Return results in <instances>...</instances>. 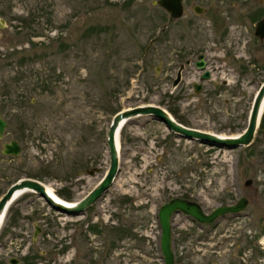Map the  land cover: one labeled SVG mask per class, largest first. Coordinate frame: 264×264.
Wrapping results in <instances>:
<instances>
[{"label": "rangeland", "instance_id": "374dc122", "mask_svg": "<svg viewBox=\"0 0 264 264\" xmlns=\"http://www.w3.org/2000/svg\"><path fill=\"white\" fill-rule=\"evenodd\" d=\"M153 1L0 0L6 22L0 36V114L7 123L0 138V196L29 177L66 202L82 198L109 168L106 133L114 112L124 108L158 105L184 126L222 136L246 127L264 77L236 82L233 70L238 58L264 64V42L254 36L257 20L237 16L240 0H185L184 14L175 20ZM194 5L206 12L197 14ZM201 53L212 73L208 81L199 80L202 71L193 64ZM22 55L32 61L19 65ZM222 55L226 65L217 63ZM187 59L191 63L174 88ZM41 79L50 80L48 89L38 87ZM195 82L203 86L197 94ZM170 107L177 108L179 120ZM11 139L21 146L16 157L2 153ZM119 141V172L84 215L55 211L33 192L9 205L0 226V261L28 255L33 264H164L158 221L163 203L183 197L210 212L246 197V216L233 221L248 225L256 216L255 264H264L263 126L249 146L226 149L178 137L138 115L121 127ZM92 167L99 171L86 174ZM248 179L252 183L245 186ZM216 221L217 228L229 222ZM36 226L44 232L31 243ZM171 226L175 259L205 264V241L195 245L192 239L205 237V226L197 228L183 214H175ZM121 229L128 233L119 238ZM223 259L217 254L213 262Z\"/></svg>", "mask_w": 264, "mask_h": 264}, {"label": "water", "instance_id": "95a60500", "mask_svg": "<svg viewBox=\"0 0 264 264\" xmlns=\"http://www.w3.org/2000/svg\"><path fill=\"white\" fill-rule=\"evenodd\" d=\"M154 4L164 9L170 20L179 19L184 13L183 0H155ZM197 14L204 12V9L198 5L193 7ZM6 27V22L0 18V36L2 30ZM255 35L264 37V18L261 19L255 28ZM204 54L197 56L194 62L196 68L202 71L199 80L205 81L209 78V72L205 71ZM191 60L187 59L179 66L176 76L172 82V87H175L181 80L182 70L186 65H189ZM194 92L197 94L202 90V84L195 82L193 84ZM264 111V81L261 83L256 92L246 127L236 135L221 136L220 134L208 132L196 128L184 126L177 122L163 107L158 105L146 104L138 105L131 108H124L117 111L109 124L107 137V150L110 159L109 168L106 173L100 178L97 184L82 198L76 200L73 205L69 206L59 201H56L47 191L44 183L29 177H22L12 183L6 191L0 196V226L2 218L5 215L9 205L12 203L17 192L29 190L43 198L45 202L55 211L64 213L68 216H82L86 210L92 206L113 184L118 172V151L116 146V136L119 133L123 124L138 115H148L156 121L161 122L171 133L176 136L195 140L198 143L205 144L217 148L235 149L242 146H249L253 137L260 125L261 117ZM6 120L0 114V138L3 136L6 128ZM21 152V146L17 140L11 139L3 143L2 153L4 155L18 156ZM99 171L98 167H92L86 170V174L93 175ZM252 183L251 179L246 180L245 186ZM248 204L246 197H240L237 202L228 205H219L211 212H205L199 202L183 198L174 197L163 203L158 210V221L160 226L159 248L162 254L164 264H177L175 261V253L172 247V226L171 220L175 214H185L188 217L196 220L199 223L213 222L217 218L233 213L237 214L243 211ZM12 264H18L17 259L11 258Z\"/></svg>", "mask_w": 264, "mask_h": 264}, {"label": "flooded vegetation", "instance_id": "af4514ba", "mask_svg": "<svg viewBox=\"0 0 264 264\" xmlns=\"http://www.w3.org/2000/svg\"><path fill=\"white\" fill-rule=\"evenodd\" d=\"M184 1L185 0H183V6H184ZM249 2L251 5H248ZM234 6L240 8L237 16H248L251 20H257L255 24V28L257 23L264 18V0H240V3L238 4V2H236ZM204 11L206 12V9H204ZM255 28H254V36L256 38V42H264V37L260 38L255 35ZM222 57H223L222 60L217 61V63H219L220 65H226L227 63L224 60L225 56L222 55ZM204 59H205V71H206L207 70L206 57H204ZM251 60L254 63H250V60L244 62L242 61V59L240 60V58H238V60H235L236 67L233 70L234 72L233 76L236 78L235 80L236 82L241 79L242 80L246 79L249 83H255L257 82L258 78L264 77V64L258 63L257 60L253 58ZM207 71L209 72V78L205 79L206 81L212 79V73L209 70ZM180 82L174 88L178 87ZM216 89L217 91L216 92L214 91L212 93L213 96H216L217 93L220 92L222 88L219 87ZM241 212L237 214L228 213L219 217L222 220L229 221L228 223H226L225 225L219 228H217L218 223L216 221L218 218L213 222L199 223L190 217L192 223L197 228L204 230V226H205V237H202L203 240L197 239V237L192 238L195 245L205 241V264H215L213 262V257L217 258V254L223 256L225 259V260L223 259V262L221 264H248L245 262L247 258L249 260V264L256 263L257 251H258V234H259L257 228V221H254V219H256V216L254 215L253 220L251 217V220L248 225L247 223H245L243 225L236 226L233 220L236 218L246 216L245 214H241ZM262 231H264V229ZM43 232L44 230L40 226H36L35 232L30 239L31 243H35L38 237H40ZM187 236L189 237L194 236L193 232L192 231L187 232ZM21 238L24 239V236L22 235ZM174 244H176L175 241ZM212 253H216V254H212ZM11 258L17 259L18 264H33L31 257L28 255L20 258L16 256H9L8 258L1 260L0 264H12L13 261H11ZM177 258L175 259V261H177ZM240 259H244L245 261L241 263ZM176 263L180 264L178 261Z\"/></svg>", "mask_w": 264, "mask_h": 264}, {"label": "trees", "instance_id": "16d2710c", "mask_svg": "<svg viewBox=\"0 0 264 264\" xmlns=\"http://www.w3.org/2000/svg\"><path fill=\"white\" fill-rule=\"evenodd\" d=\"M92 32H94V28H92V29H90L89 30V33H92ZM13 56H17L16 54H12ZM9 57H11V56H9ZM37 56H34V58H36ZM8 59V58H7ZM29 61H32V59H31V57H30V55H22V56H20L19 58H18V63H19V65H23V64H25V63H28ZM20 77H18V78H16L17 80L19 79ZM49 81L50 80H48L47 81V79H41L39 82H40V84L38 85V87H40V88H42V89H48L49 88ZM128 84V80H126V84L125 85H127ZM116 91V89H113V91H112V93H114ZM6 94H7V92H6ZM176 98V97H175ZM168 110L170 111V113H172L174 116H176L177 115V108H172V107H170V108H168ZM111 111H113V110H111ZM116 112V111H115ZM115 112H114V114H115ZM177 117V116H176ZM178 118V117H177ZM178 120H179V118H178ZM260 127H264V111H263V114H262V117H261V121H260V125H259ZM114 228V227H113ZM113 231L114 232H118V228H114L113 229ZM120 235H119V238H121V237H123V235L124 236H126L127 234L126 233H128L127 232V230H124V229H121L120 230Z\"/></svg>", "mask_w": 264, "mask_h": 264}, {"label": "bare ground", "instance_id": "6f19581e", "mask_svg": "<svg viewBox=\"0 0 264 264\" xmlns=\"http://www.w3.org/2000/svg\"><path fill=\"white\" fill-rule=\"evenodd\" d=\"M123 125H124V124H123ZM120 129H121V128H120ZM119 131H120V130H119ZM221 136H222V135H221ZM119 142H120V141H119V133H118V135L116 136V146H117V151H118V152H119V148H120V144H119ZM44 185H45L47 191L49 192V194H51V196H52L56 201H59V202H61V203H64V204H66V205H69V206H71V205L74 204V202L70 203V202H66V201H64L63 199H61L59 196H57V195L53 192L52 188H51L49 185H46V184H44ZM27 192H31V191L26 190V191H22V192H17L16 195H15V198L13 199L12 202H14L17 198H19L20 196H22L23 194H25V193H27ZM5 216H6V213H5V215L3 216V218H2V222H1V224L4 222Z\"/></svg>", "mask_w": 264, "mask_h": 264}]
</instances>
